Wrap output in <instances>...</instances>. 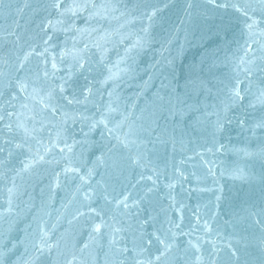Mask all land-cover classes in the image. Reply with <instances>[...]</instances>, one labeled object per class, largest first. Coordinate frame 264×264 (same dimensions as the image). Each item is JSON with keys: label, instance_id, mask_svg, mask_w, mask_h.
<instances>
[{"label": "water", "instance_id": "obj_1", "mask_svg": "<svg viewBox=\"0 0 264 264\" xmlns=\"http://www.w3.org/2000/svg\"><path fill=\"white\" fill-rule=\"evenodd\" d=\"M0 264H264V0H0Z\"/></svg>", "mask_w": 264, "mask_h": 264}]
</instances>
